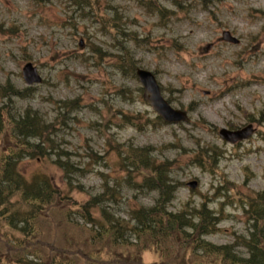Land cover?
Masks as SVG:
<instances>
[{
  "label": "rangeland",
  "instance_id": "374dc122",
  "mask_svg": "<svg viewBox=\"0 0 264 264\" xmlns=\"http://www.w3.org/2000/svg\"><path fill=\"white\" fill-rule=\"evenodd\" d=\"M150 1L0 0V85L26 88L22 69L28 61L43 77L31 97L7 103L17 113L32 107L47 120L59 113L57 102L77 105L66 112L56 139L68 152L62 159L78 170L72 185L51 159H25L19 171L26 179L48 175L80 199L101 192L103 180L111 186L121 182L120 216L129 220L131 210L153 206L158 194L128 185L111 143L149 147L179 184L169 209L205 201L223 218L220 231L208 239L232 244L236 235L249 232L243 199L264 190V0ZM225 30L240 42L224 41ZM134 67L154 72L172 105L190 111L191 123H150L157 114L143 99ZM126 116L137 117V126L127 124ZM249 122L257 130L240 144L218 136L222 127ZM196 143L222 150L216 173L193 165ZM192 180L199 182L195 190L187 186ZM225 180L233 183L232 193ZM60 220L53 232L43 223L46 240L56 238L62 245L60 235L68 228ZM237 250L247 256L243 248Z\"/></svg>",
  "mask_w": 264,
  "mask_h": 264
},
{
  "label": "trees",
  "instance_id": "16d2710c",
  "mask_svg": "<svg viewBox=\"0 0 264 264\" xmlns=\"http://www.w3.org/2000/svg\"><path fill=\"white\" fill-rule=\"evenodd\" d=\"M110 26L115 27L113 22ZM34 91L33 87L18 89L10 82L0 85V264H80L81 258L85 264H264V190L243 199L248 235L238 234L232 244L217 245L207 237L218 232L223 218L205 201L170 210L179 184L173 182L169 165L150 155L149 147L111 143L121 169L127 170L128 185L158 193L153 206L131 210L129 220L116 212L122 200L121 182L111 186L103 180L101 192L82 200L56 187L48 175L26 179L19 171L25 159H51L69 186L78 171L70 160L62 159L68 152L56 140L66 125V112L77 105L59 101V113L47 120L32 107L17 113L7 103L11 98L27 99ZM136 118L126 116L127 124L137 126ZM150 123L156 126L163 121L156 117ZM222 157L219 147L204 143L191 162L216 173ZM224 182L232 193L233 183ZM56 213L61 215L54 217ZM59 217L68 228L60 235L62 245L56 238L46 240L43 223L46 220L53 232ZM146 253L153 256L152 261H145Z\"/></svg>",
  "mask_w": 264,
  "mask_h": 264
},
{
  "label": "water",
  "instance_id": "95a60500",
  "mask_svg": "<svg viewBox=\"0 0 264 264\" xmlns=\"http://www.w3.org/2000/svg\"><path fill=\"white\" fill-rule=\"evenodd\" d=\"M225 38L232 41H237L235 38L230 36L229 32H225ZM137 75L139 76L140 81L145 87L144 97L152 105L153 109L158 112L166 121L169 122H180L188 121L189 118L187 114L181 110L174 109L162 96L160 87L156 81L155 76L147 70L138 69ZM24 77L28 83L40 82L41 77L37 73V69L33 67L31 63H28L24 68ZM253 132L252 126H246L238 130H229L222 128L220 130V135L232 142H236L242 138L248 137ZM192 186H195L196 183H191Z\"/></svg>",
  "mask_w": 264,
  "mask_h": 264
}]
</instances>
